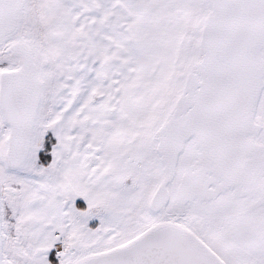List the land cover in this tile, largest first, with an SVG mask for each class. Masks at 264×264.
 <instances>
[{"label": "snow or ice", "instance_id": "snow-or-ice-1", "mask_svg": "<svg viewBox=\"0 0 264 264\" xmlns=\"http://www.w3.org/2000/svg\"><path fill=\"white\" fill-rule=\"evenodd\" d=\"M0 264H264V0H0Z\"/></svg>", "mask_w": 264, "mask_h": 264}]
</instances>
